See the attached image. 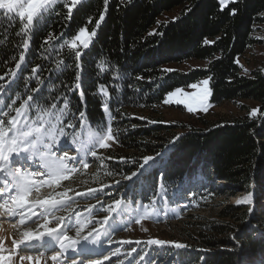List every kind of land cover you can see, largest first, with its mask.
Returning a JSON list of instances; mask_svg holds the SVG:
<instances>
[{"label":"trees","instance_id":"obj_1","mask_svg":"<svg viewBox=\"0 0 264 264\" xmlns=\"http://www.w3.org/2000/svg\"><path fill=\"white\" fill-rule=\"evenodd\" d=\"M217 3L218 0H133L125 7L119 5V0H109L105 21L93 44L81 57L83 105L78 92H66L65 86L75 82V59L74 53L61 44L71 39L79 27L89 31L94 28L104 10L103 0L82 1L73 9L70 20L66 19L67 8L63 2L55 5L52 14L43 17L40 26L30 34L25 57L24 76H30L31 69L39 66L36 75L44 80L40 103L45 108L63 93L69 96V108L73 112L76 105L86 112L83 126L77 121L75 129H66V132L78 133V140L86 132L106 130L105 97L100 86L104 85L109 92L107 99L115 116L112 127L118 130L115 133L118 143L113 142L114 147L100 152L99 156L105 158L100 168L97 165L93 170L84 169L82 178L86 184L104 185L107 178L102 168L115 174H129L135 170L136 161L142 162L143 156L161 155L168 148L167 156L155 162L150 173L135 181V193L127 194L123 200L126 205L130 199L133 206L151 204L150 197L158 190L157 177L163 174L159 181L164 186L160 189L163 199L157 197L155 207L169 201L168 216L176 210L182 211L183 227H177V231L188 241L198 242L196 246L187 241L189 248L177 250L178 256L175 254L168 264H176V261L202 264L209 249L212 251L209 264H238V261L239 264H262L264 261V238L260 236L264 233V213L261 212L264 208V67L245 72L240 62H235L254 45L264 44V39L256 37L259 26L264 27V0H244L243 11L234 18L228 15L227 9L220 12ZM175 10L178 11L175 22L174 18L160 22L165 13ZM20 28L18 17L9 20L7 16H0V40L3 41L0 43V76L5 77L0 84L8 81L5 74L15 67L11 57L18 59L22 50L15 47L21 40L17 35ZM153 30L163 35H149ZM205 38L215 43L204 45ZM61 60L71 66H62L57 72L56 65ZM101 60H104L103 71L99 67ZM188 60L204 61L206 65L188 71H164L172 64ZM209 75L213 77L209 84L211 105L252 100L259 104L256 117L250 115L249 106L242 105L245 112L242 115L209 124L207 129L190 130L175 144H170L174 127L162 124L156 117L163 100L168 92L188 87ZM36 83L33 78L28 87H35ZM16 92L23 97V80L13 91V97ZM44 98H48L47 101ZM62 103L61 96L57 108ZM31 116H37L35 110ZM69 119L70 116L65 117L63 123L67 124ZM71 140L69 136L68 147H77ZM108 156L113 159H107ZM223 187L255 195L256 214L248 226L244 222L248 220L249 205H225L219 211L223 220L195 213L212 208ZM68 234L74 237L75 230ZM236 241L242 248L236 247Z\"/></svg>","mask_w":264,"mask_h":264},{"label":"snow or ice","instance_id":"obj_2","mask_svg":"<svg viewBox=\"0 0 264 264\" xmlns=\"http://www.w3.org/2000/svg\"><path fill=\"white\" fill-rule=\"evenodd\" d=\"M61 2H63V6L67 8L66 19L70 20L72 18L73 9L76 8L77 5H80L82 0H0V16H7L9 20L14 17L19 18L21 28L17 35L21 37V40L15 47L17 49H22L19 51L18 59L16 56L11 57V60L15 61V67L5 74L9 77L8 81L5 84H0V174H2V176H0V182L4 185L0 187V201H2L0 202V211L6 212L9 216H19V220L12 224V228L18 230L20 237L19 239H13V250L8 251L7 254H4L6 250L3 248L2 242H0V264H13L14 256L18 255L15 251L16 249H20L21 251L30 250L32 241L43 243L45 237L59 246L60 251L51 257L54 264H64V260L61 259V257L65 256L69 251L75 253L77 257H80L79 260L75 258L71 259L70 264H105V261L112 264V257L118 258L115 264H123V260L119 259L121 253L118 249L116 251H110V255H104L102 258L98 259L86 258L84 256V254L89 251V245L99 247L102 243V236L110 237V233L104 226L109 223L112 212L116 211V208L121 205V199H114L113 203L109 205L108 208L103 209L108 212V215L104 216L103 221L99 224V228L93 226L87 232H85V230L88 228L91 221L86 217H82L80 213L76 214L74 222L71 215L67 217V223H65L64 216L53 217V219L57 220V224L55 227H49L51 221L48 217L57 210L67 209V201L71 199L68 197L67 192L58 193L57 195H48L44 198L29 199L33 191L37 193L40 192L41 186L48 185L51 187L52 185H59L62 180L69 179L70 174L77 172L78 168L75 166L70 167L69 161H72L74 164L78 163L84 169H87L89 164L85 161L84 157L90 154L103 164L105 158L98 156L96 149L109 148L111 146L109 143L110 141L118 143L115 135L118 130L112 127V121L115 119V116L109 108L107 99L109 97V92L104 85L100 86V92L103 97H105L103 113L108 121L106 130L102 128L101 131L90 132L88 140L85 143L78 142V133L73 134L71 132H66V129H75L77 121H79L81 126L84 125L87 116L80 105H76V110L73 112L69 108L71 103L69 96L62 93L63 103L60 108H57V102L60 101L61 96L54 97L53 99L55 102L45 108L40 103L43 95L41 93V86L44 85V80L36 75L37 67L39 66L31 69L30 76L23 75L27 68L25 57L29 50L30 34L40 26L42 18L51 15L54 6ZM132 2L133 0H119V5L126 7L127 5H131ZM243 4L244 0H218L216 6L220 12L227 9L228 15L234 18L243 11L241 7ZM103 5L104 10L100 13L99 19L96 20L95 26L91 31L85 27H79L78 32L73 35L71 39H65L61 44V47L67 46V48L74 53L75 59V82L71 86H65L66 92H78L81 105L85 102V92L82 90L81 85V74L83 70L81 57L83 51L89 49L93 44L102 22L105 21L109 0H103ZM191 10V8L188 9L189 12ZM176 19L178 18H174L173 22H175ZM89 23H91V20H89ZM157 24L159 25L160 22L157 21ZM149 35H163V33L153 30ZM51 38L52 37H50V39ZM217 39H220V37H217ZM0 43H3V41L0 40ZM47 43L48 41L46 40L45 44ZM214 43L215 41H210L207 38L203 40L204 45ZM217 59H219V57H217ZM235 62L239 63L238 60ZM22 65L24 66L23 68ZM62 66L70 67L71 65H64L62 60L58 61L56 71H61ZM99 67L103 71L104 60L100 61ZM164 71L168 72L172 70L164 69ZM245 72H247V70H245ZM33 78L36 79V86L29 88V82ZM4 79V76H0V80ZM138 79H142V77H138ZM212 79L213 77L209 75L207 78L200 81L199 85H190L192 88H197L202 85V87H200L199 100L204 111H207V101L212 94V90L209 87ZM21 80H23L24 84L23 97L20 92H16L13 97L12 93ZM116 87L119 88V85H116ZM37 93H40V95H36ZM177 94H183L182 89L176 88L175 91L168 92L167 98L163 100V103H172V97ZM93 95L95 96L96 93H93ZM44 99L47 101L48 98ZM18 101L19 106H17ZM184 102L185 101L181 100L176 101V103ZM33 110L37 113L35 118L31 116ZM188 111H193L191 104L188 105ZM257 112L258 109H253L250 115L256 117ZM68 116H70V119L67 124H64L63 120ZM69 136L72 137L71 143L77 145V152L80 155L79 160H77L76 156H69L68 151L65 150L68 147ZM179 139L180 136H175L169 143L175 144ZM57 152H62L63 154L57 156ZM159 156L160 153H156L155 156L145 155L142 157V162L136 161L135 170L130 171L129 174L119 172L116 174L121 175L123 181L135 183V181L145 176L146 173H150L153 164ZM106 158L113 159L111 156ZM120 159L122 161L125 160L124 157ZM107 174L113 175L112 172ZM37 176L47 178L43 180L34 179V177ZM3 177H8L9 179H3ZM162 177V173L157 177L158 190L150 197L151 204L143 205L142 215L135 221L137 224H140L142 220L150 218L153 213L157 211L155 207L156 199L157 197L163 199V194L160 189L164 186L159 183ZM115 184L120 185L121 180H116ZM106 187L109 186L103 185L100 190L90 188L87 194L91 195L96 193L98 195L110 196L111 193L103 191V188ZM78 195L86 194L78 193ZM97 203H101V201L97 199ZM237 203L249 205L247 209L248 220L244 222L245 226H248L251 223L252 217L256 214L254 195L249 193L246 198ZM37 207L40 209L39 213L34 211ZM25 209L26 211H23ZM88 212L91 216V208L88 209ZM261 212L264 213V208H261ZM34 217H39L44 220V223L38 224V230H33L26 226L27 221H32L33 223L37 222L33 220ZM21 226H24V228L21 229ZM73 228L75 229L74 237L68 234ZM143 230L148 231L147 228H143ZM260 236L264 238V233L260 234ZM232 239L234 241L236 240L235 237H232ZM108 243H112L110 238L108 239ZM125 243L130 242L125 241ZM135 243L139 245L140 241H136ZM146 244L148 246L157 245L161 247L171 245L176 250L189 248V245L185 243L165 241L162 239H148ZM21 245H24L23 249H21ZM49 246L51 247L52 245L49 244ZM236 247L242 248V245L236 241ZM221 251L230 250L221 249ZM207 252L208 255L203 258L202 264H209L212 259V251L209 249ZM133 253H136V255L133 256ZM42 254L43 253H41V255ZM176 255L178 256V253ZM125 258L128 259V264H141V262H143V264H158L159 260L158 257H154L151 253L143 249L138 252L136 247L131 248ZM18 259L20 264H23L24 261H32L33 257L19 255ZM36 260L37 264H39V257H37ZM176 264H179V262L176 261ZM262 264H264V261H262Z\"/></svg>","mask_w":264,"mask_h":264},{"label":"rangeland","instance_id":"obj_3","mask_svg":"<svg viewBox=\"0 0 264 264\" xmlns=\"http://www.w3.org/2000/svg\"><path fill=\"white\" fill-rule=\"evenodd\" d=\"M177 13V10L165 13L160 18V22L168 21V19L174 18ZM258 29L259 30L256 32V37L263 40L264 27L259 26ZM239 62L246 70H250L256 67L263 68L264 44H257L251 47L247 51V53L240 58ZM205 65L206 62L204 61L188 60L182 63L172 64L168 67V69H180L182 71H188L196 67H203ZM205 78L207 77L200 79L194 84L199 85V82ZM200 87H202V85L197 88H192L190 86L180 88L182 89L183 94H177L176 96H173L172 103H163L160 106L159 112H157L158 114H156V117H158L159 120L161 119L160 122L162 124L174 127L172 129L174 137L181 136L190 130L207 129L209 124L225 121L231 119L234 116L242 115L243 113H245L241 109L242 105L249 106L251 111L253 109H256L259 105L258 102L252 100H241L237 103L227 101L222 103L221 105L213 106L210 104L209 97L207 101V111H204L199 100ZM177 100L185 102L176 103ZM189 104H191L193 107L192 112L188 111ZM88 137L89 133H85L81 137L80 142L86 143ZM109 143L111 145L110 147H114V143L112 141H110ZM65 150L68 151L69 156H76L77 160L80 159V155L77 152V148H66ZM104 150L105 149L97 148V155L99 156L100 152ZM167 151L168 148L163 151V153L156 159L155 162H158L161 159L165 158L168 153ZM56 154L57 156H60L63 153L57 152ZM84 159L89 164L88 168H90L91 170H93V168L96 169L95 167L97 165H99L100 168V161L97 160L96 157H92L89 154L88 156L84 157ZM68 163L70 167H77L78 171L70 174L69 179L62 180L59 185H52L51 187H49L48 185L41 186L39 193L33 191L29 197V199H37L44 198L48 195H57L58 193L67 192L68 197L71 198L67 201V209H61L53 212L48 217V219L51 221L49 227H55L57 224V220L53 219V217L64 216L65 223H67V217L71 215L73 217L74 222L76 214L80 213L82 217H86L88 220L91 221L88 227H90V225L94 226L95 224V227L99 228V224L103 221L104 216L108 215V212L103 209L108 208V206L113 203L114 199H121L122 201L121 205L116 208V211L112 212L109 223L104 226L105 229H107V231L110 233V237L102 236V243L99 247L89 245V251L84 254L86 258H102L104 255H110V251H116L118 249L121 253L119 259L123 260V264H128V259H126L125 257L127 256V253L131 250V248L136 247L138 252L143 249L144 251L151 253L154 257H158V264H168L171 262V259L176 254L177 250L171 245H165L163 247L155 245L148 246L146 244V241L148 239H162L165 241L187 243L188 240L182 235H180V233L177 231V227H183V224H181V220L184 219L185 216L182 211L176 210L175 213H171L168 217V212H166V209H168L167 206L161 204L157 207V212L153 218L150 217L148 219L142 220L140 224H137L135 221L139 218L140 215H142L143 206H141L140 204H138L137 206H133L131 204V199L129 200V203L127 205L123 202L127 194L129 195L135 193L136 190L133 182L123 181L121 175H117L115 174V172L113 173L105 167L101 170H103L104 172V178H107V182L104 185H108L109 187L103 188V191L111 193V195L105 196L98 195L96 193L88 195L87 193L90 188L100 190L103 185L93 186L91 185V183L86 184V180L82 178L85 175L84 168L78 163L74 164L72 161H69ZM158 168H161L159 167V164ZM109 172H112L113 175H108L107 173ZM46 178L47 177H34V179L37 180H43ZM76 180L77 182H75ZM116 180H121V184L116 185ZM220 191L221 192L219 193H221V195L214 202L212 208H208L207 210L196 211L195 213H199V215H202L208 219L223 220L219 217V211L225 205L231 203L234 205H246L239 204L237 202L246 198L249 193L237 192L236 188L231 191L227 190L225 187H223V189H221ZM232 192L236 193V195H233ZM78 193H85L86 195H78ZM97 199H99L101 203H97ZM262 202L264 203V199H262ZM89 208H91L92 210L91 216L88 212ZM23 211H26V209ZM34 211H37L39 213L40 209L37 207L36 209H34ZM18 220L19 216H9L6 212L0 211V242H2L3 248L6 250L4 254H7L8 251L13 250V239L20 238L18 230H14L12 228V224L16 223ZM33 220H36L37 222H26V226L33 230H38V224L44 223V220L39 217H34ZM23 228L24 226H21V229ZM143 228H147L148 231H144ZM73 230L75 229L73 228L71 231ZM109 238L112 240L111 244L108 243ZM125 241H129L130 243H125ZM136 241H140V244L137 245L135 243ZM44 242L51 244L53 250H50L41 255V252L39 251H21L20 249H16L15 251L18 253V255L14 256L13 264H20V261L18 259L19 255L33 257L32 261H24L23 264H37V257H39V264H54V262L51 260V257L56 255V253L60 251L59 246L54 242H51L47 237H45ZM188 242L196 246L198 245V242L196 241L189 240ZM22 246L23 245H21V247ZM48 247L50 248L49 245ZM169 253L171 254L169 255ZM135 255L136 253H133V256ZM74 258L78 260L80 259V257H77L76 254L72 253L71 251L66 253L65 256L61 257V259L64 260V264H70V260ZM117 259V257H112V264H115V261ZM105 264H109V262L105 261ZM141 264H143V262H141Z\"/></svg>","mask_w":264,"mask_h":264},{"label":"bare ground","instance_id":"obj_4","mask_svg":"<svg viewBox=\"0 0 264 264\" xmlns=\"http://www.w3.org/2000/svg\"><path fill=\"white\" fill-rule=\"evenodd\" d=\"M0 202H2V201H0ZM4 223V222H3ZM6 223V222H5ZM4 225H6V224H4ZM8 227V226H7ZM8 229V228H7ZM37 245L35 244L34 246H31V249L30 250H32V249H34V248H37L36 247Z\"/></svg>","mask_w":264,"mask_h":264}]
</instances>
